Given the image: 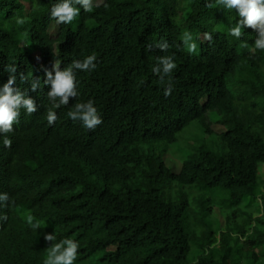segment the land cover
<instances>
[{"label": "trees", "instance_id": "1", "mask_svg": "<svg viewBox=\"0 0 264 264\" xmlns=\"http://www.w3.org/2000/svg\"><path fill=\"white\" fill-rule=\"evenodd\" d=\"M58 2L0 0V89L14 77L36 109L21 106L10 147L0 136V264H44L63 239L79 244L74 264H264L258 31L233 37L242 18L217 0H102L70 24L51 18ZM90 55L93 71L73 66ZM57 66L75 78L66 104L49 96ZM89 100L94 130L68 116ZM191 124L215 142L193 145L175 172L164 156Z\"/></svg>", "mask_w": 264, "mask_h": 264}, {"label": "clouds", "instance_id": "2", "mask_svg": "<svg viewBox=\"0 0 264 264\" xmlns=\"http://www.w3.org/2000/svg\"><path fill=\"white\" fill-rule=\"evenodd\" d=\"M217 4L225 9H235L238 16L242 19L236 23V26L230 29V34L237 39L241 36L242 27H250L259 33V38L255 40L254 48L264 51V0H217ZM79 5V7H77ZM94 8V0H60L51 8V18L56 20L57 24H70L79 14L81 9L84 12H91ZM211 38L210 36L208 37ZM187 50L190 54L197 52V45L193 41V37L188 32L183 35ZM96 56L90 55L82 62H74V67L79 68L82 72L93 71L96 67ZM164 71L171 73L177 65L170 59H165L163 62ZM15 68H9L10 72H15ZM51 81L50 97L60 98V104H66L68 96L75 95L73 89L75 87V78L72 69L68 68L60 71L58 66L53 78L51 73H48ZM15 78L10 77L8 82L0 89V136H3V143L6 147H10L12 141L7 138L8 133L13 131L14 123L18 122L20 116V108L23 106L28 114L36 111L34 102L31 99L25 98V95L13 89ZM35 89V85H33ZM16 91L14 95L13 92ZM167 95V93H166ZM59 107V105H56ZM68 116L72 120H82L83 126L89 130H94L97 125L102 123L94 103L89 100L83 104H77L74 111L68 112ZM57 116L55 111L49 110L47 113L48 124L51 125L56 121ZM9 197L6 193L0 194V201H8ZM2 204V203H0ZM34 217L29 216L27 222L35 229L40 228L41 222L33 223ZM48 241L55 240V235H46ZM66 245V247H65ZM79 244L71 239H63L60 243L55 244L47 253V258L44 264H74L77 260Z\"/></svg>", "mask_w": 264, "mask_h": 264}, {"label": "rangeland", "instance_id": "3", "mask_svg": "<svg viewBox=\"0 0 264 264\" xmlns=\"http://www.w3.org/2000/svg\"><path fill=\"white\" fill-rule=\"evenodd\" d=\"M101 3L102 0H94V5H99ZM57 31L58 25L52 24L49 29V34H51V36H55ZM212 130L215 133H220L223 131V128L217 124H213ZM214 142L215 138L211 137L210 139H207L195 124H191L177 136V141L171 145L170 152L164 156V163L169 169L178 172L182 162L185 160L186 154L193 145H199L202 143L210 146L211 144H214ZM261 175L264 179V165L261 167ZM214 217L222 223V216L217 210L214 211Z\"/></svg>", "mask_w": 264, "mask_h": 264}]
</instances>
